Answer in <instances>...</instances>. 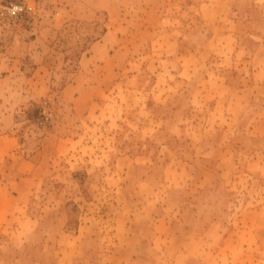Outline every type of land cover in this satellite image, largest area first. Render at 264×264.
<instances>
[{
    "label": "rangeland",
    "instance_id": "374dc122",
    "mask_svg": "<svg viewBox=\"0 0 264 264\" xmlns=\"http://www.w3.org/2000/svg\"><path fill=\"white\" fill-rule=\"evenodd\" d=\"M11 1L16 0H0V135L14 140L0 150V186L20 179L37 191L29 205H0V264H14L7 260L19 254L57 264L62 249L76 264H264V0H201L205 10L219 2V9L234 15L227 26L236 31L223 36L213 30L211 45L224 41L229 47L202 49L195 61L185 46H199L217 19L202 20L196 13L200 0H35L34 13L19 19L1 14ZM107 23L113 32L109 44L128 48L113 57L101 48L82 65ZM157 40L179 43L181 51L177 46L172 56L163 55L151 46ZM189 65L195 79L185 84V73H178ZM77 75L75 86L63 91ZM217 75L226 76L225 84L246 101L228 130L233 144L228 158L194 161L197 170L212 172L211 184L197 193L176 189L189 208L184 213L162 184L163 162L139 159L145 141L139 122H158L148 92L184 104L185 89L205 93L196 99L197 110L186 114L204 120L213 90L229 89ZM207 76L214 81L206 85ZM161 106L156 113L169 114V104ZM159 126L150 131L154 134L143 133L154 135L151 144L175 142ZM35 161L43 165L37 176L20 178ZM146 177L161 181L156 190L161 202L176 206L179 219L165 231L175 239L159 241L158 256L121 255L123 219L135 218V200L145 201L137 181ZM136 222L141 221L129 222L133 232H139ZM24 234L29 241L22 247Z\"/></svg>",
    "mask_w": 264,
    "mask_h": 264
},
{
    "label": "crops",
    "instance_id": "0c3cea01",
    "mask_svg": "<svg viewBox=\"0 0 264 264\" xmlns=\"http://www.w3.org/2000/svg\"><path fill=\"white\" fill-rule=\"evenodd\" d=\"M199 4L203 5V1L200 0ZM202 5L201 8L196 11V13L201 16L204 22L209 23V18L213 16H217V19L214 24L210 23L212 26L209 28V36H207L201 44L199 43V46L195 47L191 44L185 46L187 48V52L185 54L189 55V58L193 61H195L194 58L199 59L200 55L202 54V49L206 52L207 50L210 51L209 48L211 47L216 50H224L225 48L229 47L224 41H221L218 45H211L213 30H217L219 32L222 31L223 36L227 34H234V32L231 31H236L234 27L227 26V23L229 22L234 23L236 17H234V15H230L229 11L225 9H219V2L213 4V8L211 10L203 9ZM107 20H109V18ZM167 31H169V29H167ZM111 33L113 32L107 23L103 35L99 39H96L91 45L90 49L92 52L90 53L89 57L85 56L81 58L82 65L86 64L88 59L94 55V52L101 48L105 49V52L108 53L109 57H113L115 52H118L119 50L125 51V49L128 48V45L123 44L116 49L113 44H109L108 40L112 37ZM151 46L154 50L160 48L163 49L164 52H162V54L166 56H172V54L176 52L174 48L177 50V46L178 50L181 51L179 43L175 45L172 41H165L164 44H161L159 40H157L153 41ZM199 47H202L201 50H199ZM113 49L114 52H112ZM199 52H201V54H199ZM35 63H37L38 68H43L44 66L42 65L44 63L42 60L37 59ZM193 70L194 67L189 65L184 66L183 69L179 71V76L185 73L183 76V82L185 84H190L191 81L195 79L194 73L192 72ZM78 76L79 75H77L75 79L73 78L71 81H68L62 90L65 92L70 91L68 90L69 87L75 86V81H77ZM179 78L177 80H179ZM216 79L221 80V85L228 81L226 76L221 75H217ZM213 81L214 80L211 76H207V78L205 77L206 85L207 83H212ZM197 84H201V82H197ZM170 85L171 84L169 83V86ZM225 85L229 87L226 92H224L225 90H213L214 102H209V105L207 106V112L205 113L206 116H203L204 120L200 121L195 120L192 115L188 116L186 114H192L193 111L195 112L197 110L196 104L198 100L196 99H199V101L204 99V92L197 94L193 92V90L184 88L185 90L182 92V94H180L183 95V100L185 101L184 104L180 103L181 100H179L178 103H172L170 100V95L166 94H163L164 96H160L159 98L153 96L152 94L153 98H151V93L153 91L148 92V99L151 101L150 113L158 121L156 123L158 126L156 128V124H154L153 120L148 121L145 119V121L142 123L139 122V131H141L139 137L145 139L144 143L139 145V159H145V164L148 161L153 163L163 162L164 172L162 173V184L167 187V194L169 198L181 203V209L183 212L189 208L185 206V201H183V198L179 196L176 189H178L181 193L186 191V189L191 193H197L201 191V189L211 184L210 173L212 172L208 171L206 168L197 170L194 161L198 160L199 162H203L214 159L217 163H219L228 158L227 153L229 154L230 151L233 150L232 139L230 138L232 134H229L228 130L235 126L234 122L236 121V117L238 116V113H240V109L246 100L243 102L241 101L239 89L231 84ZM166 91L167 90H165V92ZM213 91H210L209 93L212 94ZM155 94L156 93H154V95ZM167 103L169 104L170 108V110L167 111L169 114L161 115L160 113H156V106L160 108L162 107V104ZM194 104L195 106L193 107L192 105ZM142 110L143 109L141 107L139 112H142ZM217 112H220V114L217 115ZM183 113H185V117H183L184 122H181L178 118ZM213 114L215 116H213ZM212 117L217 119L213 120ZM159 125L166 128L167 134L171 136L175 142H166V140L161 142V140H159V142H153L155 146L151 144L152 140L154 139V135H144L143 133L146 132L147 134H154V132L150 131L158 130L160 127ZM198 132L200 133L199 136ZM183 135H186L187 137V144L182 140ZM209 138H215L216 144L213 141L211 142ZM13 140L14 139L8 136V134L0 135V150H7L8 148L6 147H10L13 143ZM164 146H168V149L163 150ZM57 156H59L58 153H56V157ZM135 158H137V156ZM186 165L189 166V168H187ZM41 166L43 165L35 161L31 171L27 174H24L23 176H20V178L32 180L37 176V169H39ZM140 166H142V164H139V170L142 168ZM6 170L7 169H5V171ZM153 177L155 178V181H157L156 175H153ZM153 177L151 179H147V177L144 179L139 178V181H137L139 182V186H141L139 188V198H143L145 201H139V199L135 200V218H129L127 221L126 219H123L125 232L119 236L124 248L121 255L130 253L132 256H136L138 258L141 256V254H143V252H145L148 256H158V242H167L175 239L173 236L166 235L165 231L168 230V227H171L173 224H175V219H179L174 212L176 206L174 207L170 200H167L166 202H161L159 200L158 192L156 190H160L159 185L161 184V181L159 184H156L153 181ZM180 187H184V191ZM36 191L37 190L35 189L34 184H24L20 179L14 183L9 180L4 186H0V205L5 208L13 207L14 204L11 205V201L17 203L16 205H19L20 202L29 205ZM195 206L199 208L201 207L205 210L207 209L206 205L196 204ZM193 212L197 214L196 209H193ZM201 216L202 214L199 216L200 219H202ZM138 219L141 222H139V226L137 222L135 225L139 229V232H133L132 223L129 222H134V220L138 221ZM189 220H191V217L190 219H186V224L191 223ZM129 225H131V227L127 228ZM24 235L26 238L23 239L22 247L26 245H24L25 242L28 243L29 241L28 236L26 234ZM62 236L64 235L59 234L60 238H62ZM176 236L179 238V235ZM62 250L65 253L64 249ZM164 250V255L167 257L170 256V253L166 254L167 247H165ZM63 254H58L59 258L57 264H76L74 259L71 261L65 256V254ZM174 255L176 256L178 254ZM22 259H24L27 264H47L44 260L30 261L23 254L16 255L15 257L8 259L7 262H13L16 264V262L22 261Z\"/></svg>",
    "mask_w": 264,
    "mask_h": 264
},
{
    "label": "built area",
    "instance_id": "2783aa9c",
    "mask_svg": "<svg viewBox=\"0 0 264 264\" xmlns=\"http://www.w3.org/2000/svg\"><path fill=\"white\" fill-rule=\"evenodd\" d=\"M35 11V0H16L3 6L1 14L10 18L19 19L31 16Z\"/></svg>",
    "mask_w": 264,
    "mask_h": 264
}]
</instances>
